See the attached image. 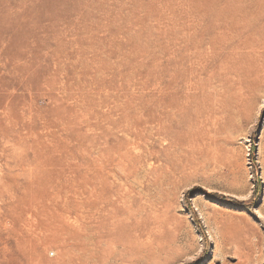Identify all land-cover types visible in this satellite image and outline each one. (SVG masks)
<instances>
[{
	"label": "rangeland",
	"instance_id": "obj_1",
	"mask_svg": "<svg viewBox=\"0 0 264 264\" xmlns=\"http://www.w3.org/2000/svg\"><path fill=\"white\" fill-rule=\"evenodd\" d=\"M189 72L206 84L187 100ZM148 112L174 136L100 189ZM128 193L143 244L117 229ZM68 247L82 264H264V0H0V264H66Z\"/></svg>",
	"mask_w": 264,
	"mask_h": 264
},
{
	"label": "bare ground",
	"instance_id": "obj_2",
	"mask_svg": "<svg viewBox=\"0 0 264 264\" xmlns=\"http://www.w3.org/2000/svg\"><path fill=\"white\" fill-rule=\"evenodd\" d=\"M203 74L204 72H189V75H188L189 77L187 78V83L185 86V92H186L185 98L187 100L191 98L195 99L198 95H202V92L204 91V86L206 84ZM176 92H177V85H176L175 80L168 79L167 74L164 73L161 79V83L159 85V93L164 98L169 97L173 100L176 96ZM179 109H180V106L177 105L174 100V101L168 102L166 108H163V111L167 110L174 117ZM203 117L204 116L197 118L198 119V123H196L197 131L193 137L194 145H192L194 147H196V145L197 147H199L200 141H202L204 144V136L203 137L200 136L199 133L204 130L207 131L208 125L211 124L209 116H205L204 118ZM144 118L145 119L143 122L136 123L135 127L130 131V134L132 135V141L131 143L123 142L124 143L123 151L119 153V156L116 157V160L114 158H108V157H105V159L103 157L101 158L100 165H99V174H98L100 189H102V183H103L102 179L104 178V175L106 174L105 168L107 166L109 165L119 166L121 171L130 172L129 176L131 177L148 160L155 162L154 153L151 151L153 147V142L155 140H164L166 137L174 136L175 134L174 131L170 130L169 127L164 124V121L162 119L155 120V117L152 114V112H148L146 114V117ZM150 125H154V126L152 127L151 130H148V127ZM206 136L207 135H205V138ZM171 144L173 146L179 145L178 141L174 139V137H173V140L171 141ZM157 164H159V161H157ZM175 167L176 166H174V168ZM161 168H162L161 164L160 166L157 165L154 167V171H156L157 169L159 170ZM160 176L161 174L157 175L155 180L153 181L156 185L160 181ZM117 203H122L126 205L128 203V206L125 205L126 206V209L124 210L125 213H122L123 215H125L124 218H122L121 220L120 219L118 220V222L125 221L124 225L119 222L120 225L117 228L120 232L123 233L124 241H127V243L129 242L128 244H132V243L143 244V242L147 240L150 236L148 233V228L145 223V219H144V216L146 214L145 208L143 206L133 207L136 205H134L133 196L130 193H128L127 195L122 194L121 196H119ZM107 209H108V213L110 214L109 215L110 219L117 218L116 216L117 207L115 208L114 206H109L107 207ZM97 210L99 213L98 234H99V237L101 238L102 233L104 232V226L107 223L106 215H105L106 210L102 202L98 206ZM112 225L113 224L111 222L110 227ZM46 227L48 228L47 224H46ZM46 227H45V230H47ZM115 228L116 227L114 225L111 229L112 235L114 233L113 231L115 230ZM66 251H67V255L69 259L67 260L66 264H82V257H83L82 255H79V254L75 255V258L72 259L70 257L71 247H68Z\"/></svg>",
	"mask_w": 264,
	"mask_h": 264
}]
</instances>
